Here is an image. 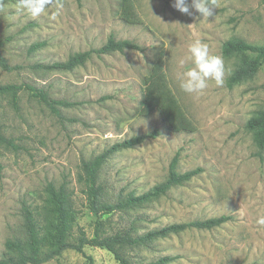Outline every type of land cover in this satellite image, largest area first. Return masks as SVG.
I'll return each instance as SVG.
<instances>
[{"label":"rangeland","instance_id":"374dc122","mask_svg":"<svg viewBox=\"0 0 264 264\" xmlns=\"http://www.w3.org/2000/svg\"><path fill=\"white\" fill-rule=\"evenodd\" d=\"M173 0H51L46 13L31 17L17 0L0 2V53L13 68L0 66V83H28L54 99L59 114L29 90L15 103L0 95L1 133L16 146L0 143V253L6 240L21 234L23 207L39 210L46 186L64 185L71 192L74 222L92 234L102 221L107 232L132 220L138 232L173 222L229 215L211 229L189 228L130 251L147 262L169 255L166 264H264V148L257 147L246 120L264 110V62L251 79L232 86L227 77L239 58L221 54L222 43L239 37L264 44L262 0H216L215 14L199 19L172 7ZM190 2V0H189ZM134 10L139 21L125 14ZM113 35L144 50L93 55L71 70L45 69L40 64L66 60L78 51L101 46ZM205 43L225 63L222 86L210 81L199 95L179 88L180 74L191 67L188 45ZM45 44L30 49L36 42ZM163 49L165 71L194 131L173 132L158 111L141 115L144 78ZM157 134L142 143L111 152L98 171L107 199L141 194L164 180L177 155V170L201 167L188 182L172 186L141 207L95 216L88 208L78 174L84 161L133 135ZM84 253L67 249L41 264H119L101 247Z\"/></svg>","mask_w":264,"mask_h":264},{"label":"trees","instance_id":"16d2710c","mask_svg":"<svg viewBox=\"0 0 264 264\" xmlns=\"http://www.w3.org/2000/svg\"><path fill=\"white\" fill-rule=\"evenodd\" d=\"M15 0H0L9 2ZM264 2V0H262ZM130 20L139 21L138 14L129 10L125 14ZM45 44L44 41L33 43L30 49H37ZM2 41H0V48ZM126 50L143 51L144 48L129 39H116L110 35L105 43L97 48L78 51L66 60L55 61L51 64L38 65L45 69L71 70L83 65L93 55L101 56L112 52ZM221 54L225 57L237 56L239 58L235 68L227 77V85L232 86L242 81L251 79L264 62V44H253L242 38H230L222 43ZM0 66L6 70L13 67L8 64L0 53ZM144 93L140 104V114L148 115L158 111L169 129L173 132L194 131L196 126L182 108L174 93L166 71L164 51L160 49L144 78ZM29 90L31 95L48 105L53 112L59 114L58 106L67 105L63 100L51 98L46 91L28 83H0V95H9L13 103L16 102L21 90ZM245 128L253 132L258 148H264V110L257 111L245 122ZM157 134L151 133L133 135L120 142L114 143L109 149L97 154L91 160L84 161L82 170L78 174V181L82 184L89 210L97 217L102 214L125 211L141 207L164 195L172 186L181 185L191 180L202 172L201 167L180 172L177 170V155L169 165V171L164 180L152 186L141 194L128 193L117 195L114 199H107L104 188L98 180V171L108 155L121 148L133 147L142 143L147 138ZM0 143L5 146L16 145L1 133ZM2 165L0 163V171ZM46 196L39 210H32L29 206L23 207L21 234L6 240L5 250L0 253V264H41L58 257L63 251L73 249L84 253L85 246H96L109 250L119 264H166L171 260L169 255L159 256L147 262L134 259L130 251L153 240L167 237L171 234L182 232L189 228L211 229L231 219L229 215H220L186 222H173L163 226L153 227L143 232L137 231V226L132 220L127 226L107 232L102 221H97L91 235L78 227L76 233L71 228L74 222L72 213L71 192L64 185L56 187L49 183L45 189ZM87 264H93L91 255H85Z\"/></svg>","mask_w":264,"mask_h":264},{"label":"clouds","instance_id":"9594fccd","mask_svg":"<svg viewBox=\"0 0 264 264\" xmlns=\"http://www.w3.org/2000/svg\"><path fill=\"white\" fill-rule=\"evenodd\" d=\"M50 4L51 0H17L16 7L35 18L45 14ZM172 7L188 15L194 10L199 19L207 20L215 14L216 0H173ZM187 50L191 67L180 74L179 88L184 93L199 95L208 88L210 81L222 86L225 78L223 58L211 55L208 46L200 40L190 43ZM256 224L264 229V216L258 217Z\"/></svg>","mask_w":264,"mask_h":264}]
</instances>
